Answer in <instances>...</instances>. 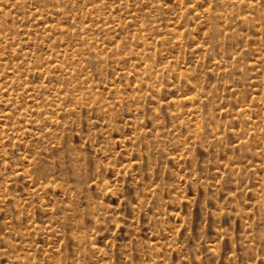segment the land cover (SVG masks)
Wrapping results in <instances>:
<instances>
[{
	"label": "rangeland",
	"instance_id": "obj_1",
	"mask_svg": "<svg viewBox=\"0 0 264 264\" xmlns=\"http://www.w3.org/2000/svg\"><path fill=\"white\" fill-rule=\"evenodd\" d=\"M0 264H264V0H0Z\"/></svg>",
	"mask_w": 264,
	"mask_h": 264
}]
</instances>
